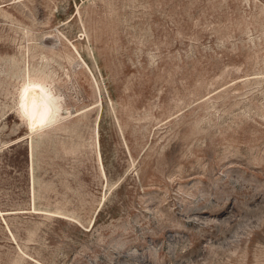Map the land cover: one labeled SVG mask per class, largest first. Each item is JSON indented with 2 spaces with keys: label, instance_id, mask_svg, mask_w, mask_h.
I'll return each instance as SVG.
<instances>
[{
  "label": "rangeland",
  "instance_id": "obj_1",
  "mask_svg": "<svg viewBox=\"0 0 264 264\" xmlns=\"http://www.w3.org/2000/svg\"><path fill=\"white\" fill-rule=\"evenodd\" d=\"M0 264H264V0H0Z\"/></svg>",
  "mask_w": 264,
  "mask_h": 264
},
{
  "label": "bare ground",
  "instance_id": "obj_2",
  "mask_svg": "<svg viewBox=\"0 0 264 264\" xmlns=\"http://www.w3.org/2000/svg\"><path fill=\"white\" fill-rule=\"evenodd\" d=\"M58 109L56 98L47 95L38 83L29 84L24 89L21 97V112L31 129H39L56 121Z\"/></svg>",
  "mask_w": 264,
  "mask_h": 264
}]
</instances>
